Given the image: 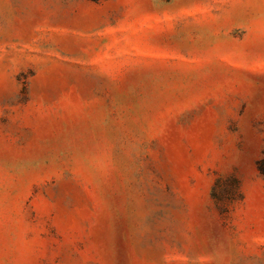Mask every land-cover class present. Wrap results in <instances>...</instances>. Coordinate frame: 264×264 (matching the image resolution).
Listing matches in <instances>:
<instances>
[{"label": "rangeland", "instance_id": "obj_1", "mask_svg": "<svg viewBox=\"0 0 264 264\" xmlns=\"http://www.w3.org/2000/svg\"><path fill=\"white\" fill-rule=\"evenodd\" d=\"M264 0H0V264H264Z\"/></svg>", "mask_w": 264, "mask_h": 264}, {"label": "trees", "instance_id": "obj_2", "mask_svg": "<svg viewBox=\"0 0 264 264\" xmlns=\"http://www.w3.org/2000/svg\"><path fill=\"white\" fill-rule=\"evenodd\" d=\"M258 169L260 174L264 176V156L258 161Z\"/></svg>", "mask_w": 264, "mask_h": 264}]
</instances>
